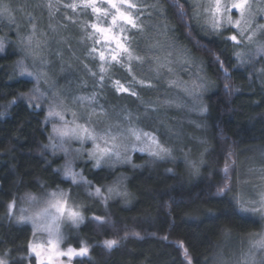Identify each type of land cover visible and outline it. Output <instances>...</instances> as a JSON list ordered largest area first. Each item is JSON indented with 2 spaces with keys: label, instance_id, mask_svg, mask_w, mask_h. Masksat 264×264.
Returning a JSON list of instances; mask_svg holds the SVG:
<instances>
[{
  "label": "trees",
  "instance_id": "1",
  "mask_svg": "<svg viewBox=\"0 0 264 264\" xmlns=\"http://www.w3.org/2000/svg\"><path fill=\"white\" fill-rule=\"evenodd\" d=\"M146 1L153 7V2ZM156 1L159 4L154 9L163 12L161 17L176 35L169 43L182 46L202 62L205 75L213 81L202 118L206 131L196 132L199 138L205 136L203 158L188 159L187 146L181 144L167 163L152 165L141 154L134 157L141 167L130 164L110 169L96 168L91 161L81 163L93 186L125 175L130 201L90 197L83 222L70 228L68 242L76 248L88 247V253L74 264H189V260L191 264H211L226 241L242 245L262 227L255 215L236 211L233 195L245 155L253 147L264 146V56L259 74L254 67H240L236 44L226 36L203 35L194 23L188 0ZM61 2H52L56 11L50 18L58 29L71 23L64 20ZM127 32L134 51H139L143 46L137 47L138 43L148 39L144 30ZM19 56L11 44L0 53V256L8 264H37L28 247L34 230L15 221L9 204L15 201L18 205L27 193L37 196L74 185L62 175V157L55 156L60 154L49 148L52 126L47 104H29L26 96L34 82L14 76ZM117 69L124 79V68L119 65ZM225 183L231 190L221 195L218 189ZM111 239L118 243L108 249L104 241Z\"/></svg>",
  "mask_w": 264,
  "mask_h": 264
},
{
  "label": "rangeland",
  "instance_id": "2",
  "mask_svg": "<svg viewBox=\"0 0 264 264\" xmlns=\"http://www.w3.org/2000/svg\"><path fill=\"white\" fill-rule=\"evenodd\" d=\"M54 1L60 2V0H4L12 9L14 22H10L6 18L0 19V40L3 42L0 53H4L10 44L15 45L18 49L20 56L14 67V76L16 78H28L34 82L31 94L26 96L29 104L33 105L32 101L45 102L48 112L50 105H52L55 111L61 112L67 121L73 120L72 113L75 112L77 114V124H86L89 128H94L97 133H101L110 125L114 127L118 125L120 128L127 129L130 125L124 117L131 114L133 126L145 133L154 135L163 147L171 150V155L159 158L151 154L155 147L147 139L142 137V141L137 142L133 137L121 138L116 141L120 145L121 158L117 159L115 156L105 157L99 167L115 169L130 164L131 166L141 167L142 163L134 161L136 154L146 156L147 162L150 161L152 165L159 161L167 163L175 156L174 150L180 149L181 144L187 146L186 156H188V159L192 158L193 161L197 158H203L202 150L205 136L203 135L204 139L199 138L196 136V132L198 130L203 131V133L206 131L202 118L206 111L207 93L213 85V81L205 75L202 62L195 59L182 46L169 43L170 40L175 39L176 35L174 29L167 24L166 19L161 17L163 12L154 9L156 4L159 3L156 0H149V3L152 4L153 2L152 7L147 4L148 1L146 0H132L137 6L145 9L140 17L142 29L148 39L145 38L144 43L139 42L137 47H143L139 51L138 48L136 52L134 51L135 55L137 53L142 54V61L131 64V73L123 67L126 74L124 75L125 78L121 79L117 69L120 64L115 62L103 64L107 71L101 74L102 61L99 54L88 55L92 48L103 51L106 58H110L113 54L109 49L116 47L115 42H107L105 36L116 35L118 37L121 35L119 29L113 28L108 33L94 34L90 26L91 24H98L101 27L108 28L111 17L104 18L102 22L98 21L91 8L81 7L73 11V9L65 7L68 4L80 3V0H62L61 5L65 9L63 10L64 20L71 23L67 24L65 28L58 29L51 24L50 19L56 11V7L54 9V4H52ZM143 1H146V3ZM188 1L192 7L194 23L199 31L205 36L221 35L229 37L236 35L238 40L241 41L239 44L233 41L236 44L235 57L238 65L240 67H254L257 74H259L262 68L260 62L261 57L264 56V51L258 49L264 47V34L257 32L250 42L247 36L251 33H245V36L241 37L235 25H227L222 27L219 32H213L206 23L208 19L206 15L194 16V12H202V9H197L194 5L207 6L208 0ZM232 2L233 0H222V4L229 7ZM49 3L52 4L51 15L47 7ZM249 3L255 15L252 25L253 31H255L256 25H264V18H262L264 17V11L257 10H264V0H249ZM96 6L108 8V5L101 3V0H96ZM230 15L233 21L240 18L238 10H232ZM33 25H35L36 31L32 47L28 49L22 41H25L32 34ZM246 26L241 24V27ZM228 30H231V32L225 33ZM127 34L128 32L123 33L126 36ZM89 36L92 38L90 39ZM97 40L100 43H96ZM37 43H39V47H37ZM26 50L31 51L33 54L26 55ZM76 53L79 54V57L75 59ZM236 53L241 54L239 59ZM21 60L24 61V66L29 72L46 74L40 79L39 84H37L34 76L20 74L19 62ZM122 63L127 65L126 59ZM160 64L166 66L159 67ZM158 67L159 74H157ZM101 75L104 77L103 81H101ZM133 77H135L137 83L129 89V92L117 91L114 81H119L121 85L128 87L132 83ZM170 80L184 82L188 88L193 89L195 95L188 94L181 87L170 86ZM140 81H143V83H139ZM200 84H203L204 87L193 88V85ZM36 88H39V92L34 91ZM131 92H136L137 95H131ZM149 92L153 93L152 97ZM40 93H45V95L41 97ZM93 94L95 96L91 103L88 100L83 103L74 102L75 97L88 98L93 97ZM89 115H92L90 123L86 119ZM48 120L52 126V138L48 145L49 148H52L51 145L61 143V139L54 135L53 127H62V122L58 117L48 116ZM194 133L195 138L193 137ZM96 143L100 145L101 149L106 147L100 140H97ZM133 145H135L136 150H132ZM125 147L129 149L127 159L124 158L123 153ZM140 148L145 150L140 151ZM56 150L60 155L55 156L62 157L61 172L63 177L64 167L70 163L73 171L81 173L83 178L89 181L84 175L80 164L91 161L92 165L96 167L95 159L88 155L89 152L94 150L92 140L81 142L77 139L65 138L63 148L57 147ZM242 162L237 192L233 195V198L237 197L239 200L246 202L248 207L259 208L260 195L264 194V146L251 148ZM118 182L119 190L127 192V196L110 195L108 193V188L117 186ZM72 185H74L72 188L62 190L68 193V203L73 207H78L82 215L85 203L90 201V197H99L87 195L88 191H94L97 187L101 189L100 197L105 200L121 198L126 203L130 201V192L126 185V177L123 174L119 175L113 182L103 186H93L91 183L90 185L72 183ZM47 193L36 197L40 200L47 199ZM41 206L42 204L33 203L25 198L18 205L15 203L14 208L11 210V215L15 221L29 224L33 228L34 238L32 243L42 246L41 257L39 262L37 260V264H74V260L81 257V255H61L60 253H66L69 248L79 251L80 248L74 247L68 241L70 228L78 227L83 221L74 225L70 220L62 218L56 224H53V228L59 227L60 234L63 237L58 243V248L54 250L47 243L50 236L47 231L43 230V226L38 229L31 221H21L19 219L21 215L33 214ZM21 209L26 211L22 213ZM249 214L255 215L261 220V230L242 245L226 241L212 256L211 264H246L252 258H254L255 264H264V249L253 247V244L264 237V218H262L260 212H249ZM49 256H51L50 260ZM0 258L6 260L3 256H0Z\"/></svg>",
  "mask_w": 264,
  "mask_h": 264
},
{
  "label": "snow or ice",
  "instance_id": "3",
  "mask_svg": "<svg viewBox=\"0 0 264 264\" xmlns=\"http://www.w3.org/2000/svg\"><path fill=\"white\" fill-rule=\"evenodd\" d=\"M101 3H106L108 5V8H100L96 6V0H80V3H72L65 5V7L73 9L75 11L77 8H91L92 13L96 15L98 21H103L104 18L111 17V23L108 28H104L99 26L98 24H91V28L93 29L94 34H104L111 32L113 28H118L121 35L116 36L112 35L111 37L105 36V40L107 42H115L116 47L114 49H109L110 52L113 54L110 56V58H106L105 53L103 51H99L96 48H92L89 52V56H94L97 53L99 54V58L102 61V65L100 67V73L103 74L107 71V69L103 66V64H111L112 62L120 64L121 67H125L126 70L131 73V64L133 62H139L142 61V57L135 55L134 49L132 47L133 41L129 39L128 36L123 35V33L130 31L132 29H135L137 31H142V21L139 14L143 13L145 9L140 8L137 6L136 3H133L132 0H101ZM47 7L50 10V15L52 14V4L49 3ZM197 9H202V12H194V16H199L200 14L206 15L208 17L206 23L210 27V29L213 32H219L222 27L227 25H235V27L239 30V34L241 37L245 36V33H251L247 36V39L251 42L253 38L255 37L256 33H262L264 34V25H256L255 31H253L252 25L255 20V15L252 11V6L249 3V0H233L230 7L222 4V0H208L207 6H203L200 4L194 5ZM232 10H238L240 13V18L236 21H233L230 15V12ZM258 11H264L262 9H257ZM183 14V13H182ZM8 19L10 22H14V17L12 15V9L8 3H5L4 0H0V19ZM264 18V17H262ZM241 24L247 25L246 27H241ZM87 27V26H86ZM36 27L33 25L31 32L32 34L29 35L25 41H22L27 45L28 49H31L33 37L35 35ZM91 39L92 37L89 36ZM226 39L231 40L239 44L241 41L238 40L236 35H232L227 37ZM96 43H100V41H96ZM37 47H39V43H37ZM3 48V42L0 40V50ZM259 51H264V47H261L258 49ZM26 55H32L33 53L31 51L26 50ZM240 53H236L237 58L239 59ZM127 61V65L122 63L123 60ZM219 62V58H217ZM243 62V61H241ZM222 63V62H221ZM165 64H160L159 67H165ZM19 67L21 69L20 74L28 76H34L36 78L37 84H39L40 79L43 78L46 74L45 73H33L29 72L28 69L24 66V61L21 60L19 62ZM159 67L157 69V74H159ZM169 71L171 72V69L169 68ZM227 74V73H226ZM95 75V74H94ZM104 77L101 75V81H103ZM137 83L135 80V77H133L132 83L129 84L128 87H124L120 84L119 81H114V86L116 87L117 91L121 92H129V89L134 86V84ZM139 83H143V81H140ZM170 86L174 87H181L183 91L187 92L190 95H195V92L193 89L188 88L187 85L184 84V82L179 80H170L169 81ZM151 86V85H149ZM204 85H193V88H203ZM34 91L39 92V88L34 89ZM41 97L45 95V93H40ZM131 95H137L136 92H131ZM95 94H93V97H75L74 102H80L83 103L85 100H88L89 103H91L94 100ZM55 100V97H54ZM62 103V102H61ZM171 103V102H166ZM58 106V105H57ZM39 107V105H37ZM102 107V106H101ZM96 114V113H93ZM73 120L67 121L64 118V115L61 112L55 111L54 106L50 105L48 116L49 117H58L60 121L62 122V127H53V133L54 135L58 136L61 139V143L59 145L53 144L51 145L52 148L55 150L57 147L63 148V141L65 138L67 139H77L83 142L84 140H92L94 143V150L92 152H89L88 155L95 159L96 167H99L102 160L105 157L111 158L115 156L117 159L121 158V149L120 145L116 143L118 139L126 138V137H133L135 141L140 142L142 141V137L147 139L151 142V145H154L155 150L152 151V155L164 158L165 156L171 155V150L168 148L163 147L156 139V137L150 133H145L141 129L136 128L132 125V118L131 114L128 116H125L124 119L128 121L129 127L127 129L120 128L117 126H109L108 128L104 129L101 133H97L94 128H89L86 124H77V114L74 112L72 113ZM87 121L90 123L92 119V115H89L87 118ZM72 125V126H70ZM97 140L102 141L106 147L103 149L100 148V145L96 143ZM45 147H48L47 145ZM132 150L135 149V145H133ZM140 151H144V148H140ZM129 149L125 147L123 149L124 158L127 159V153ZM193 168H196L197 165L195 163L192 164ZM229 171V166L226 164L224 168L225 174H227ZM64 178L70 179L73 184H79V183H85L89 184V181H86L81 173H77L73 171L71 164H66L64 167ZM119 182L117 186L109 187L108 193L115 194V195H123L127 196V192H121L119 190ZM230 185L229 183H225L223 187L218 189V193L223 195L227 191H230ZM87 195L89 196H100L101 195V189L99 187L95 188L94 191H88ZM47 199L40 200L35 195L31 193L25 194V197L27 200L36 203V204H42L41 207L37 209L33 214L31 215H21L19 219L21 221L28 220L33 223L34 226H36L38 229L43 226V230L47 231L50 239L47 241V243L51 246L52 249L58 248V243L63 239L62 235L60 234L59 227L53 228L52 225L56 224L60 219L66 218L70 220L74 225L79 224L83 221L84 217L81 213V211L78 210V207H73L68 203V193L63 191L62 189L57 188L54 191L47 193ZM236 203L234 204V207L237 212H260L262 214V218H264V194L260 195L259 199V208L256 207H248L246 206V202L239 200L237 197L233 198ZM255 203V202H252ZM15 206V201L9 204V210L11 213V210ZM25 209H21V212H25ZM94 219L98 221H102V218L100 217H94ZM44 222H47L46 224ZM134 235H139L138 233H133ZM127 235V234H126ZM118 243L117 240L111 239V240H105L104 245L111 249L114 245ZM29 253L35 254L37 257V260L39 262V259L41 257V248L42 246L36 243L30 242L29 245ZM254 248L258 249H264V237L261 238V240L257 241L255 244H253ZM88 253V247L82 246L79 251L69 248L66 253H60L61 255H86ZM185 257H187V250L185 249ZM51 259V256H49V260ZM0 264H8L6 260L3 258H0ZM189 264H191L189 260ZM246 264H255L254 258H252L250 261L246 262Z\"/></svg>",
  "mask_w": 264,
  "mask_h": 264
}]
</instances>
